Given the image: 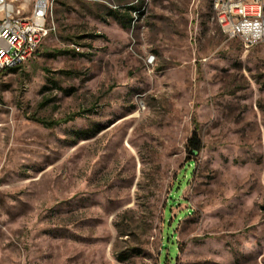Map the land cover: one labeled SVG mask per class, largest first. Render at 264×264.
<instances>
[{
	"label": "rangeland",
	"instance_id": "obj_1",
	"mask_svg": "<svg viewBox=\"0 0 264 264\" xmlns=\"http://www.w3.org/2000/svg\"><path fill=\"white\" fill-rule=\"evenodd\" d=\"M52 1L0 76V264H264V45L226 38L213 0Z\"/></svg>",
	"mask_w": 264,
	"mask_h": 264
},
{
	"label": "built area",
	"instance_id": "obj_2",
	"mask_svg": "<svg viewBox=\"0 0 264 264\" xmlns=\"http://www.w3.org/2000/svg\"><path fill=\"white\" fill-rule=\"evenodd\" d=\"M52 7V0H34L31 14L23 15L13 2L0 0V76L36 56L55 30L50 25ZM213 12L226 38L247 49L264 45V0H213Z\"/></svg>",
	"mask_w": 264,
	"mask_h": 264
},
{
	"label": "trees",
	"instance_id": "obj_3",
	"mask_svg": "<svg viewBox=\"0 0 264 264\" xmlns=\"http://www.w3.org/2000/svg\"><path fill=\"white\" fill-rule=\"evenodd\" d=\"M134 10H135L134 7H127L125 14H122L121 11L118 9L110 10V15L113 17V19L122 28L128 29L132 23V19L128 17V14ZM11 71L15 72V71H17V69H14ZM37 121L39 123H41L42 125H49V124H46L45 122H43L42 120H37ZM54 124H56V123H54ZM54 124H50L51 126H49V127L54 126ZM188 149L193 154H197L201 150L200 140H199L196 132L193 133L191 139L188 141ZM192 167H193V162H189L186 165L182 174H180L176 178V181L174 182V186H173V194L168 199L169 205L166 206V209L164 212L166 218L164 219V229L162 231L165 249H167V245L169 244V237L171 235H173L172 228L170 226V208H169V206H171L177 200V197L180 193L181 188L183 187L184 183L187 182L188 179L190 178V176L192 175V169H191ZM161 255H164L163 251L161 252Z\"/></svg>",
	"mask_w": 264,
	"mask_h": 264
}]
</instances>
